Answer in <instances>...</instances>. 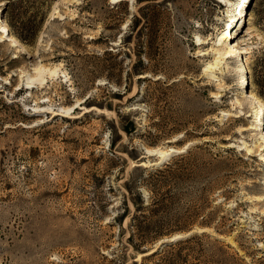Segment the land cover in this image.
Returning a JSON list of instances; mask_svg holds the SVG:
<instances>
[{
	"label": "rangeland",
	"instance_id": "1",
	"mask_svg": "<svg viewBox=\"0 0 264 264\" xmlns=\"http://www.w3.org/2000/svg\"><path fill=\"white\" fill-rule=\"evenodd\" d=\"M237 2L251 21L234 26L225 19L235 4L219 0H0L2 20L27 47L17 51L0 29V264H163L159 255L137 257L161 238L141 247L129 238L135 203L148 201L138 181L157 165L138 162L157 158L146 148L190 140L185 162L217 168L171 187L174 212L200 203L210 173L217 187L206 192L203 212L223 233L193 229L215 232L238 264H264V154L246 149L264 142V121L240 130L254 118L246 90L259 96L264 0ZM146 4L154 6L141 10ZM224 29L234 32L227 40L250 46L246 88L237 87L239 56L227 58L222 72H202ZM195 34L206 42L195 44ZM199 48L208 52L196 55ZM40 65L57 73L44 72L28 89ZM77 100L103 111L49 112ZM37 104L46 111L32 112Z\"/></svg>",
	"mask_w": 264,
	"mask_h": 264
},
{
	"label": "trees",
	"instance_id": "2",
	"mask_svg": "<svg viewBox=\"0 0 264 264\" xmlns=\"http://www.w3.org/2000/svg\"><path fill=\"white\" fill-rule=\"evenodd\" d=\"M154 4H146L140 7L141 10L150 9ZM145 27L150 19L144 14ZM261 65L257 70L255 83L258 86L257 94L264 101V49L260 58ZM263 73V74H262ZM189 150L172 154L167 160L149 167V172L138 181L139 187L144 186L148 191V201L145 203H135V210L138 213L132 215L131 225L135 228L130 234V239L135 235V247H141L146 243L153 244L160 238L169 237L176 233H185L194 228L195 224L199 228H213L216 233L223 232L213 225L212 217L204 214L203 210L207 206L206 192L214 189L216 184H211L212 177L207 174L202 177L206 183L200 188V203L194 207L187 206V209L174 212L176 200L170 194L171 187H182L199 177V172L214 171L217 167L212 161H198L194 159L185 162V156ZM202 165L200 170L194 167ZM146 169V168H145ZM206 169V170H205ZM145 209H150V214L143 213ZM222 239L213 235L207 230H195L186 236L178 237L172 241H166L153 248L149 253L143 255L142 260L161 256L163 264H238L232 254H229V244L224 245ZM212 244L214 250L212 254H207L204 245ZM216 244V245H215ZM149 250V249H148ZM242 260V258H241ZM155 264H160L156 261Z\"/></svg>",
	"mask_w": 264,
	"mask_h": 264
},
{
	"label": "bare ground",
	"instance_id": "3",
	"mask_svg": "<svg viewBox=\"0 0 264 264\" xmlns=\"http://www.w3.org/2000/svg\"><path fill=\"white\" fill-rule=\"evenodd\" d=\"M77 1V0H74ZM111 2H116V1H120V0H110ZM225 2L228 5L231 4H235L232 8H228L227 9V14L229 17L226 20V22H234V26H236V24L238 23L240 25V23H244L245 24V20L251 21V15L250 12L245 9H243L242 5L237 2V0H219ZM246 1V0H243ZM1 12V11H0ZM54 13V8L53 10L50 12V15H53ZM239 21V22H238ZM47 23V21H46ZM0 29L3 31L1 37L4 36V38L6 40H8L9 44L14 46L16 48L17 51L19 52H25L27 50V47L24 43V41L21 38H18L16 35H14L10 30L9 27L7 25V23L2 20L1 16H0ZM227 29H224L222 31H220L217 36H219V39L217 40V44L216 46H211L209 50H211L213 58L206 61L205 64L203 65L202 68V72L205 74H210L213 73L215 71L216 68L220 69V71L222 72L221 69V64H224L227 60V58H231V57H236L239 56L238 59V63L236 64V77H237V87L238 88H246L247 87V56H243V54H249L251 52V50L249 49L250 46H243V47H239V42L236 40H227L228 38H230L234 32L231 31V29L229 31H226ZM257 39H261L260 35L257 33ZM194 42L195 44H202L205 43L206 41L204 40V38H202L200 35L195 34L194 35ZM37 43H41V39L38 38ZM115 43H117V41H115ZM201 48V47H200ZM197 49L196 55H201V54H205L208 51L207 50H203V49H207L203 48V49ZM210 52V51H209ZM210 52V53H211ZM40 69H42L41 71H39ZM34 70L36 71L35 73H37V75L30 77V79L28 81H26V86L29 89L30 87H34V80H38V84L42 83L45 80V76H44V72L47 73V76L49 77H53L54 75H56L57 73V68L55 67H45L40 65L39 67H35ZM39 72V73H38ZM147 74V73H145ZM246 81V84H244V82ZM218 88H222V84L220 83V85L217 86ZM223 89V88H222ZM223 95V94H222ZM211 97H220L221 96V92L220 91H214L210 94ZM245 96L247 98H249L248 101H250L251 107H252V111H253V119L251 124L249 125H242L240 126V130H246L248 128L253 127L254 123H259L264 121V103L263 101L260 99L259 96H257L254 92L247 91L246 90V94ZM82 100H77L75 101L74 104L63 107V106H59V108L57 109H53L51 111H49L51 114L55 115V114H61L64 116H68V117H72L75 116L73 115L75 112L76 108H80L84 111L90 110V109H96L98 111H103L101 108H97V106H84L82 105ZM233 103L235 105H237L238 107L241 106V100L240 98H238L237 96L234 97ZM43 105H35L33 106L34 110L32 112H41L43 110L46 111V109L43 108ZM46 108V107H45ZM242 109V107L240 108V110ZM105 111V110H104ZM222 114H231L230 111L228 110H221ZM240 112V111H239ZM262 133H263V138H264V127L261 128ZM193 140H190L188 142H186L184 145L180 146V147H168V148H159V147H152V148H146L145 153L147 154H157V158L154 161H145V160H141L138 162V164L140 165H144V166H149L151 164H159L160 162L164 161L171 153H175L173 151L176 152H181L183 151L190 143H192ZM245 143V142H243ZM248 153L251 151H256L258 152V154H260V156H263L261 153V151L264 149V142H259L256 144L255 149L252 148H248L246 147ZM256 154V153H255ZM264 158V157H263ZM261 194H252L250 196L251 200H257L261 198ZM205 229H209V228H205ZM190 231H193L190 230ZM190 231H187L185 233H176L173 234V239L177 238V237H181L183 235H187L188 233H190ZM215 233V232H212ZM218 236H221L220 234H217ZM162 239H167V238H161L160 240H158L156 242L155 245H157L160 241H162ZM170 239V238H168ZM152 250H145L142 252H139L137 254V257L139 258L140 256L149 253ZM137 258V259H138Z\"/></svg>",
	"mask_w": 264,
	"mask_h": 264
},
{
	"label": "water",
	"instance_id": "4",
	"mask_svg": "<svg viewBox=\"0 0 264 264\" xmlns=\"http://www.w3.org/2000/svg\"><path fill=\"white\" fill-rule=\"evenodd\" d=\"M173 152H176V151H173ZM193 230L195 231V229H193ZM191 232H193V231H190V233H191ZM190 233H189V234H190ZM173 236H174V235H171V236H169V237H166L167 239H162V241H160L158 244H160V243H162V242H165V241H172V240L176 239V238L173 239ZM168 238H170V239H168ZM177 238H178V237H177Z\"/></svg>",
	"mask_w": 264,
	"mask_h": 264
}]
</instances>
